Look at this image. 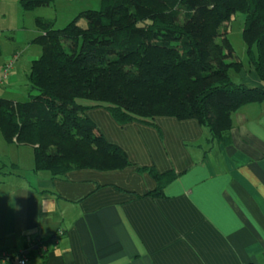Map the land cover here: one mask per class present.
<instances>
[{"label": "crops", "instance_id": "crops-1", "mask_svg": "<svg viewBox=\"0 0 264 264\" xmlns=\"http://www.w3.org/2000/svg\"><path fill=\"white\" fill-rule=\"evenodd\" d=\"M6 64L0 87L12 80ZM233 78L264 86L249 61ZM86 114L130 164L53 178L34 170L32 146L1 133L0 251L42 238L30 264H264V101L233 114L227 142L194 118L119 124L101 105ZM150 168L173 176L159 189Z\"/></svg>", "mask_w": 264, "mask_h": 264}, {"label": "trees", "instance_id": "trees-1", "mask_svg": "<svg viewBox=\"0 0 264 264\" xmlns=\"http://www.w3.org/2000/svg\"><path fill=\"white\" fill-rule=\"evenodd\" d=\"M52 2L20 4L27 12ZM237 12L245 15L248 61L264 84V0H102L100 10L83 11L63 28L36 17L41 54L28 75L29 99L0 97V132L9 144L32 146L34 170L53 178L130 164L86 114L92 106H105L119 124L194 118L212 140L227 142L233 114L264 101V86L233 78L243 61L224 24ZM172 176L159 175V189ZM36 240L29 257L47 243Z\"/></svg>", "mask_w": 264, "mask_h": 264}, {"label": "rangeland", "instance_id": "rangeland-1", "mask_svg": "<svg viewBox=\"0 0 264 264\" xmlns=\"http://www.w3.org/2000/svg\"><path fill=\"white\" fill-rule=\"evenodd\" d=\"M20 1L0 0V67L4 62H9L14 55L18 57L14 62V68H11L12 80L1 85L0 93L5 90L6 98L27 101L29 99L28 75L32 64L30 57L33 54H41V47L33 42L39 33L35 22L36 17L49 19L54 22L55 28H63L83 11L100 10L102 0H53L50 6L27 12L22 9ZM81 23L86 24L83 19ZM224 25L228 27L227 36L235 49V54L244 64H247V47L242 37L245 15L237 12ZM218 41L221 39L219 38ZM1 139L5 141L3 135Z\"/></svg>", "mask_w": 264, "mask_h": 264}, {"label": "built area", "instance_id": "built-area-1", "mask_svg": "<svg viewBox=\"0 0 264 264\" xmlns=\"http://www.w3.org/2000/svg\"><path fill=\"white\" fill-rule=\"evenodd\" d=\"M14 56L6 65L4 75H3V79H6L8 77L9 71L13 67L15 60L18 59L17 56H15V57ZM63 234H64V232L60 230L59 235H63ZM36 242H37V240L34 241L30 245V247L27 248L26 250H24V251L22 250V251H19L17 253H12L8 250L0 251V264H30V257L28 255V253L31 250V248H35V247L37 248ZM41 248L43 251L45 248V245H43Z\"/></svg>", "mask_w": 264, "mask_h": 264}, {"label": "water", "instance_id": "water-1", "mask_svg": "<svg viewBox=\"0 0 264 264\" xmlns=\"http://www.w3.org/2000/svg\"><path fill=\"white\" fill-rule=\"evenodd\" d=\"M36 248V247H35Z\"/></svg>", "mask_w": 264, "mask_h": 264}]
</instances>
